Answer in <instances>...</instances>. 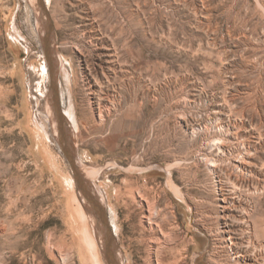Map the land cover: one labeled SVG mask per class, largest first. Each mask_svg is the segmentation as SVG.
<instances>
[{
	"label": "rangeland",
	"instance_id": "obj_1",
	"mask_svg": "<svg viewBox=\"0 0 264 264\" xmlns=\"http://www.w3.org/2000/svg\"><path fill=\"white\" fill-rule=\"evenodd\" d=\"M44 2L64 62L58 102L76 120L72 162L104 168L80 191L104 197L125 264L145 257L130 198L117 200L127 179L173 203L192 246L183 264H264V0ZM51 91L31 1L0 0V264H97Z\"/></svg>",
	"mask_w": 264,
	"mask_h": 264
},
{
	"label": "bare ground",
	"instance_id": "obj_2",
	"mask_svg": "<svg viewBox=\"0 0 264 264\" xmlns=\"http://www.w3.org/2000/svg\"><path fill=\"white\" fill-rule=\"evenodd\" d=\"M30 1L39 20V29L47 49L52 81H54L56 88H58L56 76L60 68L64 69V62L61 57L59 60L56 58L58 52L55 48V34L52 30L54 28L51 26L50 16L47 12L44 0ZM57 96V93L52 90L48 99V106L51 111V114H49L53 117L54 132L57 136H64V139L70 145V155L75 157L74 155L76 152L73 147L76 145L73 146L72 141L73 138L75 140V129L73 130L72 128V124L76 121L75 115L72 110L68 113L66 112L68 116L63 114L62 110H60V105L58 106ZM88 103L92 106V100L90 98ZM65 126L68 132H70V128L72 129L70 137H68V133L65 131ZM220 149L222 150V147ZM73 162H71V165L77 174L76 185L77 191L79 192V197L75 194L74 199L77 204L79 218L84 226L86 243L90 252L93 254L97 264H125L123 250L119 247L118 241L115 240L116 238L114 237L110 223H108L109 221L106 219V211L104 208L106 202L104 201V197H99L96 188L88 185H86V187L88 186L91 192L80 191L79 180H81V178L86 176L87 178H84L82 181L87 184H89L87 180H91L92 182L96 181L104 168L83 165L81 167L84 173L83 175L79 172L80 166H77ZM176 165H180V163L178 162ZM208 168L211 172L216 171L215 160H208ZM171 169L172 166H169L165 168V171L170 172ZM241 169L246 170L245 167ZM129 171L131 173L143 171V169L131 168ZM124 183L126 191L124 192L119 189L117 192V200H123L126 197L130 198V202L126 201V205L128 208L127 218L134 220L131 227V241L137 244L136 247L138 252L145 254L143 258L144 264H183L184 258L190 253L192 246L190 241L186 240L188 238L187 232H182L181 225L178 222V214L174 210L173 203L167 196L162 198L161 194L157 193L150 199V194L146 192L142 193L139 189H134V182L131 180H124ZM168 185L177 197L181 200L184 199L181 191L177 188L171 177L168 181ZM79 198L81 201H79ZM161 199H163L162 201L164 203L163 210H160L158 207V203ZM222 201L226 202L228 200L225 198ZM112 221L116 226L117 220L115 221L113 217ZM231 241L233 242V239H231ZM196 258L197 255L195 256V259Z\"/></svg>",
	"mask_w": 264,
	"mask_h": 264
},
{
	"label": "water",
	"instance_id": "obj_3",
	"mask_svg": "<svg viewBox=\"0 0 264 264\" xmlns=\"http://www.w3.org/2000/svg\"><path fill=\"white\" fill-rule=\"evenodd\" d=\"M52 90H54L57 93V95H58V91H57V88H56V85H55L54 81H52ZM58 106H59V102H58ZM60 110H61V108H60ZM62 130H61V132H62ZM58 141H59L60 146H61L62 150L64 151L65 155H67V157L70 159V162H72L73 158H72V156L69 153V150H70L69 143L64 139L63 135H62V137H60L58 139ZM74 174H75V172H74Z\"/></svg>",
	"mask_w": 264,
	"mask_h": 264
}]
</instances>
